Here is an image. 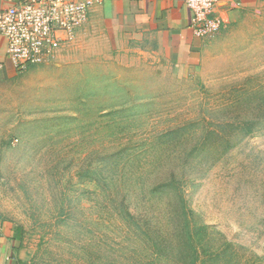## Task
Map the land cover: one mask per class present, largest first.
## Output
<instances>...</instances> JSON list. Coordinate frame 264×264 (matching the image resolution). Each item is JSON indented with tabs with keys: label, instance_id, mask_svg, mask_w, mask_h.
Wrapping results in <instances>:
<instances>
[{
	"label": "rangeland",
	"instance_id": "1",
	"mask_svg": "<svg viewBox=\"0 0 264 264\" xmlns=\"http://www.w3.org/2000/svg\"><path fill=\"white\" fill-rule=\"evenodd\" d=\"M178 71L145 24L82 28L0 84V218L23 264H264V0Z\"/></svg>",
	"mask_w": 264,
	"mask_h": 264
},
{
	"label": "crops",
	"instance_id": "2",
	"mask_svg": "<svg viewBox=\"0 0 264 264\" xmlns=\"http://www.w3.org/2000/svg\"><path fill=\"white\" fill-rule=\"evenodd\" d=\"M21 1L0 0V10ZM255 1L220 0L219 8L224 9L221 13L224 28L235 23L242 10ZM190 19L191 12L183 0H100L90 9L82 28L111 36L124 25L145 22L166 61L176 70L182 71L198 68L209 46L208 39L193 35ZM82 28L76 32V36ZM5 48L6 42L0 36V84L18 74L6 56ZM22 259L18 230L0 218V264H23Z\"/></svg>",
	"mask_w": 264,
	"mask_h": 264
},
{
	"label": "built area",
	"instance_id": "3",
	"mask_svg": "<svg viewBox=\"0 0 264 264\" xmlns=\"http://www.w3.org/2000/svg\"><path fill=\"white\" fill-rule=\"evenodd\" d=\"M100 0H23L0 10V36L17 73L51 62L61 47L74 41L90 9ZM191 12L195 37L209 39L223 27L220 0H183Z\"/></svg>",
	"mask_w": 264,
	"mask_h": 264
},
{
	"label": "trees",
	"instance_id": "4",
	"mask_svg": "<svg viewBox=\"0 0 264 264\" xmlns=\"http://www.w3.org/2000/svg\"><path fill=\"white\" fill-rule=\"evenodd\" d=\"M18 230V229H17ZM19 233V232H18ZM19 238H20V235H19Z\"/></svg>",
	"mask_w": 264,
	"mask_h": 264
}]
</instances>
